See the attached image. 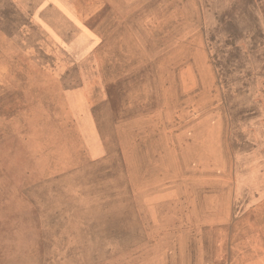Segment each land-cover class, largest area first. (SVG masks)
<instances>
[{"label": "rangeland", "instance_id": "rangeland-1", "mask_svg": "<svg viewBox=\"0 0 264 264\" xmlns=\"http://www.w3.org/2000/svg\"><path fill=\"white\" fill-rule=\"evenodd\" d=\"M98 1L0 0V264H264V0Z\"/></svg>", "mask_w": 264, "mask_h": 264}, {"label": "crops", "instance_id": "crops-1", "mask_svg": "<svg viewBox=\"0 0 264 264\" xmlns=\"http://www.w3.org/2000/svg\"><path fill=\"white\" fill-rule=\"evenodd\" d=\"M95 3L103 6L106 2L101 0ZM236 204L237 212L231 226H237L243 230L250 228L264 229V180L259 188L253 189L251 197L244 199L243 202L239 200Z\"/></svg>", "mask_w": 264, "mask_h": 264}]
</instances>
